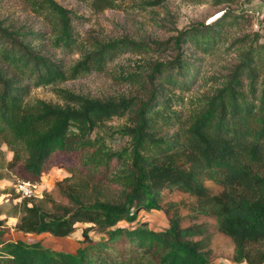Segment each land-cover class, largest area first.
Segmentation results:
<instances>
[{
  "label": "trees",
  "instance_id": "1",
  "mask_svg": "<svg viewBox=\"0 0 264 264\" xmlns=\"http://www.w3.org/2000/svg\"><path fill=\"white\" fill-rule=\"evenodd\" d=\"M81 1L94 10L116 6L114 0ZM37 4L57 19V45L73 46L78 39L72 24L77 14L56 0H37ZM227 14L236 16L234 11ZM217 23L219 20L213 19L203 27L209 31ZM187 31L155 41L156 47L151 49L164 51L172 41L178 49L185 47L188 40L208 41V32H202L199 38ZM151 44L125 36L96 41L81 59L66 68L60 60L35 50L0 22V59L12 66L10 71L0 66V133L10 135L6 141L14 150L8 168L18 180L31 184L38 183L44 172L56 167L72 170L70 176L78 173L94 182L113 176L120 185L118 200H110L94 198L85 185L69 184L62 188L69 203L52 201L50 209L33 194L16 196L23 197L15 224L19 231L65 237L76 229L77 223H91L82 229L87 243L75 251L46 246L40 239H6L2 215L7 210L0 204V264H131L137 257L143 261L153 259L155 264H216L211 260L210 245L214 230L233 239V261L264 264V76L258 70L260 58L255 48L250 47L240 56L227 83L208 98L203 110L193 115L186 127L181 125L168 140L155 137L148 129L152 127V117L160 112L162 94L156 80L166 73L167 81L173 85L178 83L181 90L190 88L187 77L192 70L184 65L187 61L180 50L172 62L155 60L148 72L124 75L126 81L143 89L144 97L98 98L62 90L76 104L25 100L31 86L90 72L101 68L111 54L127 50L137 53L148 50ZM173 68H177L174 75ZM245 84L253 97L257 92L261 94L260 111H254L253 99H246ZM126 112L130 123L121 131L130 136L128 146L111 150L99 137L90 136L103 121ZM160 147L162 154H155L153 149ZM150 149L153 152L147 154ZM206 179L215 180L221 190L211 191ZM175 190L195 197L189 205L194 214L216 218L214 230L197 221L185 225L175 202L162 204L163 194ZM153 208L167 214V227L157 230L145 221L129 226L118 224L122 220L133 222L140 210ZM93 225L104 239H91L89 231Z\"/></svg>",
  "mask_w": 264,
  "mask_h": 264
},
{
  "label": "rangeland",
  "instance_id": "2",
  "mask_svg": "<svg viewBox=\"0 0 264 264\" xmlns=\"http://www.w3.org/2000/svg\"><path fill=\"white\" fill-rule=\"evenodd\" d=\"M56 1L77 14L72 24L78 39L71 47L57 45V19L45 8L38 7L37 0H0V22L17 32V37L27 40L35 50L54 60H60L66 68L81 59L96 41L125 36L133 40H147L152 44L148 50L145 48L137 53L127 50L111 54L101 68L92 69L90 72L78 73L57 82L31 86L25 99L29 102L44 99L61 104H76V100H68L62 90L98 98H118L122 95L144 97L143 89L126 81L124 75L128 72H148L155 60L167 59L172 62L180 50L184 54L182 57L187 61L184 65L192 70L191 76L187 77L190 88L181 90L178 83L173 85L167 81L166 73L156 80L155 84L162 94L160 112L152 117L154 121L151 129H148L154 132L155 137L168 140L175 136L181 125L186 127L192 116L203 110L208 98L227 83L231 70L250 47L255 48L254 52L260 58L258 70L260 76H264V0H230L220 3L215 0H161L158 3H152L151 0H114L115 7L101 10H94L87 2L81 0ZM256 10H259L260 17ZM231 11L236 12L233 18L227 17V12ZM213 19L219 20L214 26L216 31L213 26L209 31L205 30L203 25ZM255 20L262 22L261 31L254 29ZM181 30H188L187 33L197 34L199 38L202 32H208V41L188 40L185 47L180 49L172 41L164 51L151 49L156 47L155 41L171 39ZM0 66L8 71L12 68L1 59ZM176 70L177 68L171 70L173 75ZM249 89L248 84H245L243 92L246 99H253L254 111H260L263 106L260 102L261 94L257 92L253 97ZM128 117V112L121 116H112L96 126L90 136L99 137L105 147L111 150L128 146L130 136L121 131L124 125L130 123ZM7 138H10V135L0 133V204L7 210V214L2 215L5 218L4 237L26 241L40 239L46 246L67 251H75L77 247L86 244L82 229L91 224L87 222L77 223L76 229L65 237H57L48 232L35 234L16 229L17 216L20 214L18 203L23 197H16L20 195L18 184L21 182L7 166L14 154L11 145L6 141ZM160 148L153 149L155 154H162L163 149ZM153 151L150 149L146 153ZM72 172L66 168L53 167L42 174L38 183L29 185L30 194L39 198L42 205L48 209L51 208L52 201L69 203V198L62 189H66L69 184L86 186L85 189L94 198L118 200L120 185L113 176L94 182L78 173L70 176ZM205 183L213 192L222 188L212 179H206ZM170 201L180 207L183 224L197 221L209 226L211 230L216 227L214 216L194 214L190 211L189 205L195 201L193 195L178 190L165 192L162 204L166 205ZM137 221H145L151 228L160 230L167 227L168 216L161 209H142L137 215V220H122L118 224L129 226ZM89 235L93 241L105 238L96 225L91 227ZM210 245L211 260L216 264H239L232 260L235 244L229 235L214 230ZM140 260L142 259L137 257L131 264H155L153 259L141 262Z\"/></svg>",
  "mask_w": 264,
  "mask_h": 264
},
{
  "label": "built area",
  "instance_id": "3",
  "mask_svg": "<svg viewBox=\"0 0 264 264\" xmlns=\"http://www.w3.org/2000/svg\"><path fill=\"white\" fill-rule=\"evenodd\" d=\"M256 13L259 15V17L261 16L259 10H256ZM254 24V29L261 31L262 30V22L260 20H255ZM18 184V188L20 190V193L24 196V195H29L30 194V189H29V185L31 184L28 181H23V180H19Z\"/></svg>",
  "mask_w": 264,
  "mask_h": 264
}]
</instances>
